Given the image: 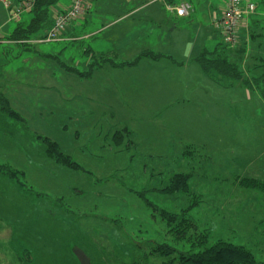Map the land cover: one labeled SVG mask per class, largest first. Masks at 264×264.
Returning a JSON list of instances; mask_svg holds the SVG:
<instances>
[{
	"label": "rangeland",
	"instance_id": "rangeland-1",
	"mask_svg": "<svg viewBox=\"0 0 264 264\" xmlns=\"http://www.w3.org/2000/svg\"><path fill=\"white\" fill-rule=\"evenodd\" d=\"M187 1L199 10L198 0ZM61 2L69 7L72 0ZM220 3L218 0L216 16L220 15ZM250 3L256 6V16L253 13L245 18L250 21L249 25L258 16H264V0H251ZM0 10V37H9L19 23L10 21V27L4 28L6 10L1 5ZM93 16L88 18L89 24L95 21ZM32 17V13H25L20 22L29 24ZM195 20L199 22H196L198 27L200 23L204 26L210 24L208 18L199 15ZM75 24L78 27L75 35L88 38L34 45L31 52L35 50V53L59 56L69 66L83 71L84 67H79L81 62L87 60L83 49L91 45L90 37L97 28L93 29L83 18L68 26L62 35L66 36ZM184 28L192 30L193 26L189 27L186 23ZM244 28H239L238 42L240 31ZM219 33L214 31L212 34L219 37L211 41L214 46H210L213 47L204 41L208 50H214L222 42ZM196 34V31L193 32L194 38ZM11 49L7 50L10 60L12 52H23L20 47L12 46ZM257 57H246L249 65L241 66L249 79L264 74L263 62L260 61L264 56L258 53ZM29 63L26 61L21 67L26 70L21 82L33 78L34 86L47 84L44 74L40 76L31 71ZM12 64L15 69L17 63L13 61ZM50 68L51 64L45 73ZM168 72L171 80H178L177 86L180 85L179 80L183 77L173 75L170 70ZM60 76L59 84L52 82L45 93H29L27 96L15 91L7 93L9 98L6 99L15 102L14 107L22 102L25 109L35 107L37 102L43 105V100L57 102V106L44 109L43 117L33 115L31 120L35 124L28 121V127L33 134L50 137L61 145L56 137L61 128L66 127L67 138L72 137V130H79L86 123L84 120L99 126L98 120L103 112L96 111L98 113L92 115L85 112L82 120L81 107L75 104L73 98V87L68 84L62 71ZM134 80L135 77L131 76L129 83ZM148 84L141 88L145 90ZM85 85L84 81L79 84L80 93H89ZM155 85L159 86L160 83ZM234 87L227 88L226 93H211L210 103L208 96L202 99L199 93H194L193 99L185 107L186 111L181 105L182 112L178 118L184 115L190 117L187 131L198 141L183 142L171 148L158 146L159 154L156 146L152 147L153 153H149L148 147L136 145L131 133L124 132V144L117 145L113 138L117 131L112 130L108 139L110 145L97 138L94 144L92 140L85 141L76 153L61 145L66 154L81 161L77 162L80 168H73L66 165L68 161L59 162L56 157L48 155L49 145H44L45 154L50 160L43 150L37 153L36 158L41 163L45 158V179L39 176L41 167L37 169L39 174L30 178L37 184L43 183L45 193L36 183L38 187L33 188L21 168L11 186L17 185L23 193L16 192L15 196L13 187L1 185L0 264H85L87 262L84 263L83 256H86L89 264H185L191 254L207 251L218 244L242 249L244 253H249L255 263L264 264V96L258 90H251V93L239 82ZM134 109L135 106L131 112ZM199 110L204 113L219 110L220 115L212 120L209 115L197 113ZM10 113L2 110L0 105V147H7L0 154V163L9 159L8 147L12 144L19 154L15 160H30L35 169L40 163H34L36 159L29 155L22 156L20 152L31 151L28 141V133H31L27 131L25 123L20 124L22 115L18 119ZM121 120L126 122V117H121ZM199 121L213 122L208 125L207 131L205 128L199 129L196 123ZM224 121L225 126L222 127L220 124ZM173 129L179 131L175 126ZM95 133L97 136L101 133L104 135L103 130L99 129ZM207 133L210 137H205ZM203 138L208 139V145H199ZM96 142L105 145L99 146ZM34 150L39 151L36 145ZM71 171L76 173L72 176ZM57 186H60V191L55 189ZM72 188L80 189L82 194L76 196ZM172 189L174 191L170 192ZM27 190H33L35 211L44 216L39 217L40 222L34 225L29 220L30 211L25 210L31 201ZM1 202H16L14 205L18 207L21 205L22 217L6 215ZM39 204L42 207L38 209ZM19 211L20 208L14 212ZM165 212L169 215H165ZM163 244L169 248H162ZM234 258L235 254L231 264H238Z\"/></svg>",
	"mask_w": 264,
	"mask_h": 264
},
{
	"label": "crops",
	"instance_id": "crops-1",
	"mask_svg": "<svg viewBox=\"0 0 264 264\" xmlns=\"http://www.w3.org/2000/svg\"><path fill=\"white\" fill-rule=\"evenodd\" d=\"M9 1L13 3L17 2V0ZM185 1L187 0H93L92 8L84 17V22L91 25L93 29H97L93 31L94 35L90 37L91 45L83 49V54L87 57V60L81 62L79 65V67H84L83 71L76 67L69 66L67 63L63 62L59 56L51 54L17 51L11 53L12 60H10L7 50H13L11 49L12 46L17 47V45L9 41L10 36L0 37V93H6L4 94L6 98H9L7 97L9 96L7 93H26L27 96L29 93H45V89H48V86L52 85V82L57 85L59 84L61 80L60 71H62L64 73V78L68 80V84L73 87L75 104H79L81 107V119L84 120L83 113L85 112L90 115L98 113L96 111L103 112L102 117L98 120L99 126H95L87 120H84L86 123L79 127V130H72V137L67 138L66 127L61 128V130L56 133V137L61 142V145L68 150H74V152L77 151L79 146H84L85 141L92 140L94 141L92 144H94L97 138L110 145L108 139L109 133L112 130H127L131 133L130 136L133 137V141L136 145L148 147L149 153H153V146L157 147L156 152L159 154L161 152L158 150V146L171 148L183 142L185 144L189 142L195 143L194 141L196 138L187 131L190 125L187 121L190 117L184 115L178 118V114L182 112L181 105L185 108L193 99L194 93H199L202 99L208 96V103H210L209 98L211 93H226V89L235 88V84L230 86L224 79L220 81L217 80L215 74L205 73L201 65L196 61L204 50H208L204 43L205 40L208 41L210 46L211 44L213 45L211 41L215 40L216 37L219 39L218 35H216V37L212 35L214 31L217 32L214 29L213 20L221 15L224 7L223 0H220L221 3L218 9L220 15L218 16H216L217 14L215 15L218 0H198L199 10L195 9L192 5L193 11L185 18H180L175 13L169 11L168 5H179ZM248 1L251 2V0H243V3ZM0 5L3 7L4 11L6 10L4 28H9L11 23L10 12H8L1 1ZM65 5L66 4L62 3L61 0H58L54 9H51L53 12L52 17L54 16V11L67 9L68 6ZM93 14V19L95 21L89 24L88 18H92ZM197 15L208 18L210 23L209 26H204L201 23L199 27L196 26L197 21L195 19ZM253 15L256 16V13ZM262 17L264 16H258L251 25H249L250 21L248 20L242 22L241 26L246 28L240 31V42L236 50L240 48L243 49L244 52L242 54H231L230 58L232 63L243 58L242 62L248 66L249 63L246 57L250 56V59L254 58L252 48L256 49L257 46L250 32L251 30H256L264 34V18ZM186 23L189 27L193 26V29L188 30L184 28ZM195 31L197 34L194 38L193 32ZM76 32H78V27L75 24L67 31L66 36L63 35L61 43L67 40L73 42L88 38V36L77 37L75 35ZM35 41L37 46L44 44L39 42V39ZM223 42L224 40L222 38V42L217 45ZM260 44L261 43H259V45ZM209 50L213 51L212 49ZM149 51L159 55L160 58L157 60L142 58L135 65H128L135 62L143 53ZM234 52L235 50L233 53ZM13 61L17 63L15 69L11 66L13 65ZM26 61H30L28 65H31V71L38 75L40 74V76L44 74L47 84L41 83L35 84L34 86L32 81L33 78H28L27 80L23 79V82H21L23 73L26 71L21 67ZM97 62H99L100 66L95 68L91 76L84 77L80 75L88 73L91 66ZM55 63L57 64L55 65ZM49 64H51L50 71L45 73ZM9 66L12 67V71H10ZM66 67L72 68L78 73L71 72L67 70ZM169 70L173 75L183 77L179 80V83H181L180 85L177 86L176 81L178 80H171L172 77L168 72ZM131 76H134L135 80L129 83ZM83 81L89 93H80V91H78L79 84H83ZM147 83H149L148 86L143 90L141 87ZM157 83H160V85L154 86V84ZM250 92L252 93L251 90ZM57 93L60 92L57 91ZM8 102L12 111L20 116L22 115L20 124L25 123L27 131L30 130L28 121H32L31 117L33 115L43 117L44 109L58 105L54 100H43L41 103L45 105V107L37 102V104L34 105L35 107H27L25 109L22 106V102L16 107H14L15 102L13 103L11 100ZM198 103L199 101L197 104ZM134 106L135 109L131 112V108ZM27 109H30L31 112ZM183 111H186V108ZM219 112V110H215L213 112L204 113L199 110L197 113L209 115L212 117V120H215L220 115ZM45 113H47V110H45ZM122 113H125V115H121ZM121 117H126L127 123L122 121ZM211 122L213 121H199L196 123L199 124V129L205 128L207 130ZM89 123L91 125H89ZM33 124L35 123L33 122ZM214 124L216 125L217 123L214 121ZM105 125L108 127L105 128ZM220 125L224 127L225 121ZM174 126L178 128L179 131L173 129ZM98 129L103 130L104 135L101 133L97 136L95 131ZM30 133L31 134L28 133V141L32 147L31 151L20 150L22 156L29 155L32 159H36L34 160L35 163L38 161V158H36L37 153H41L43 150V154L50 160L48 155L45 154L46 143L42 138H47L57 143L61 151L66 154L57 140H53L50 137H42L32 132ZM208 136L210 137L207 133L205 137ZM207 140L208 139L203 138V142L199 141L198 143L199 145H208ZM33 142H37L38 144H34ZM96 144L99 146L105 145L97 142ZM35 145L39 151L34 150ZM6 148L7 147H0V154H3ZM8 150L10 154L8 157L9 159L4 160V163H0V165H8L9 168L17 172L21 168L26 178L31 181L33 188L40 186L41 191L45 193V187H42L43 183L37 184L30 178L31 176L36 177L39 174L37 169L41 167L42 169L39 176L45 179V172L43 169L45 166V158L42 159V163L38 161L40 165H37L34 169V164L32 165L30 160L24 162L15 160L18 153L17 149L12 147V144H10ZM26 152H28V154H26ZM68 156L73 158L71 155ZM73 160L78 163L81 162L75 158H73ZM25 168L28 170L25 171ZM75 173L76 171L70 172L71 175ZM104 173L105 172L102 174ZM16 178L17 177H11L6 172L0 170V188L1 185L4 184L5 186L7 185V188L13 187L15 196L16 192L23 193V190L20 188L18 189L17 185L11 186V184L15 183L14 180H16ZM35 183L38 186H36ZM52 188H54V186ZM55 189L60 191L61 188L57 186ZM72 190L76 196L82 194L80 189L76 190V188H72ZM27 193L30 195L31 201L27 203L25 210L30 211L29 220L34 225L36 222H40L39 217L44 218V216L38 215L35 211L33 205V190L32 192L27 190ZM38 194L40 195L41 193ZM58 196L61 198L60 194ZM15 203L16 202H7L4 204L1 202L3 209L7 211L6 215L11 217L13 215L17 217L21 215L23 208L21 205H19V207L18 205H14ZM40 207H42V204L37 206L38 209ZM18 208H20V211L15 214L14 211H17ZM1 218L2 216L0 215V220Z\"/></svg>",
	"mask_w": 264,
	"mask_h": 264
},
{
	"label": "trees",
	"instance_id": "trees-1",
	"mask_svg": "<svg viewBox=\"0 0 264 264\" xmlns=\"http://www.w3.org/2000/svg\"><path fill=\"white\" fill-rule=\"evenodd\" d=\"M57 3L58 0H36L33 10L30 12L33 15L31 22L27 25H24L20 22L21 21L20 19V21L17 22L19 23L18 26L9 37V41L15 43L17 47H20L21 51L35 53L34 52L35 50L31 52L32 50L31 47L37 44L35 43L36 39H39V41H41L45 39V37L47 36L48 31L51 29L53 25V17H52L51 9H54ZM170 6H177V5L170 4ZM220 16H218L217 18H219ZM217 32L219 33L218 30ZM250 35L254 40L255 45L257 46L256 49L252 48L253 49L252 53H254L253 54L254 58L258 59L257 57L258 53L264 56V34H261L256 30H251ZM238 43H239L238 38L235 45H227L224 41L222 44H219L213 51L204 50V52L196 59V61L201 65L205 73L215 74L217 80L220 81L224 79L229 83L230 86L234 85L236 82H239L249 90H253V91L258 90L260 94L264 96V88L262 87V85L264 84V78H263L264 74L260 77H253L249 79L248 77L245 76L244 72L241 69L242 64H244V62H242L243 58H240V60L235 63H232L231 61L230 55L234 54L233 53L234 50H235V54L236 53L242 54L244 52L243 49L240 48L236 50ZM259 43L261 44L259 45ZM142 58H150L153 60H157L158 58H160V56L150 51L145 52L139 58H137L135 62L130 63L128 65H135ZM260 61L263 62V67H264V57L260 58ZM99 66H100L99 62H97L91 66V69L88 73H83L80 75L84 77H89L91 76L95 68ZM67 70L71 72H77L72 68H67ZM0 105L2 106V110H5L8 114L11 111L10 114L12 116H17L18 119H20L19 115L10 109L8 99H6L3 93H0ZM124 132L129 134L127 130L121 132L117 131V133L114 134L113 138L117 145L124 144L125 141ZM43 140L46 143V146L49 145L48 155H50L51 157H56V159L59 160V162L61 161L64 163L68 161V163H66V165L68 166L70 165L73 168H80V165L77 162H75L70 156L64 154L60 150L57 143L53 141H49V139L47 138ZM0 170L6 172L11 177H17L18 175L17 171L6 166L0 165ZM173 191L174 189H172L170 192ZM165 215L168 216L169 213L165 212ZM161 247L169 248V246L166 244L161 245ZM234 254H235L234 260L237 261L238 264H247V263L258 264L255 263V260L249 255V253L248 254L244 253L242 249H236L232 246H225L224 244L215 245L204 252H198L193 255L191 254L188 257V260L186 261L185 264H231Z\"/></svg>",
	"mask_w": 264,
	"mask_h": 264
},
{
	"label": "built area",
	"instance_id": "built-area-1",
	"mask_svg": "<svg viewBox=\"0 0 264 264\" xmlns=\"http://www.w3.org/2000/svg\"><path fill=\"white\" fill-rule=\"evenodd\" d=\"M10 12V21L19 22L22 15L30 13L36 0H17L13 3L9 0H0ZM93 0H72L71 6L65 10L54 11L53 25L41 43L61 41L63 33L71 24L81 20L92 8ZM224 7L219 18L214 20V27L223 36L227 45H235L238 38L239 28L245 18L256 11V6L250 2L243 3V0H223ZM169 11L180 18H185L193 11L189 2H182L177 6L168 5Z\"/></svg>",
	"mask_w": 264,
	"mask_h": 264
},
{
	"label": "water",
	"instance_id": "water-1",
	"mask_svg": "<svg viewBox=\"0 0 264 264\" xmlns=\"http://www.w3.org/2000/svg\"><path fill=\"white\" fill-rule=\"evenodd\" d=\"M83 259H84V263L87 262V263H85V264H89V261H88V259L86 258V256H83Z\"/></svg>",
	"mask_w": 264,
	"mask_h": 264
}]
</instances>
